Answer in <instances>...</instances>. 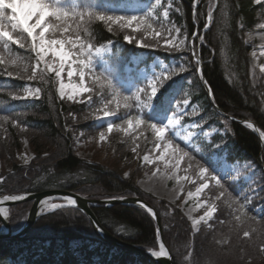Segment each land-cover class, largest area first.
<instances>
[{
  "label": "trees",
  "instance_id": "16d2710c",
  "mask_svg": "<svg viewBox=\"0 0 264 264\" xmlns=\"http://www.w3.org/2000/svg\"><path fill=\"white\" fill-rule=\"evenodd\" d=\"M128 1L75 0L80 5H94L97 13L110 16L140 17L148 13L143 8L130 11ZM168 2L172 7L168 8L169 16L165 18L163 9ZM161 5L152 13L150 22L163 36H176L178 44L184 41L177 51L169 52L162 46V40L133 31L135 25L133 28L113 25L109 32L104 22L93 20L87 26L88 31L80 33L83 42L94 45L93 51L111 42V49L104 56L93 53V71L86 72L91 103L60 97L58 81L52 73L37 69L35 79L30 80L36 57L27 47L10 45L4 49L0 46V57L4 60L0 63V157L11 163L10 169L0 170L4 178L0 181V196L54 188L73 190L91 198L139 196L160 215L173 264H264V253L259 251L264 244V143L255 130L221 113L250 120L264 132V54L258 60L254 54L257 42L254 35L264 33V0H199L195 15L193 0H163ZM209 10L212 21L205 28ZM173 26L179 27L180 33L168 31ZM196 32L193 47L191 39ZM124 35L133 36L148 46L129 43L123 39ZM194 50L202 60L201 74ZM157 56L165 61L166 68L161 70L157 64L160 73L156 76L167 71L172 77L165 81L168 92L164 99H170L171 105L163 115H169L178 103L185 107L183 124L194 121L200 130L190 142L170 137L196 162L189 168L196 182L187 184L184 193L202 182L197 164L209 169V175L222 177L221 183L228 189V196L216 200L220 188L209 180V188L202 197L215 204L216 212L198 230L178 204L140 187L137 182V175L143 169L140 163L132 160L124 163L123 168L87 160L76 150L78 140L105 128L93 116L103 105L108 104L109 110L118 115L114 121L116 131L130 118L135 120L141 112L148 111L143 107L148 102L146 93H141L140 107L134 100L125 101L123 97L132 96L137 88L150 92L146 78L137 71L140 67H149ZM8 72L12 73L11 77ZM101 74H110L118 96L112 89L101 87L103 79L95 82V77ZM27 86L39 87V97L20 98ZM185 99L189 101L187 105L183 104ZM125 103L130 107L125 108ZM210 131L213 135L206 138L205 134ZM138 133L141 152L152 150L157 139L151 129L141 126ZM23 137L28 138L34 152L33 159L26 164L18 163L16 156L23 146ZM122 137L124 143L132 145L131 133ZM221 156L228 162L252 163L256 168L253 181L232 180L218 171L220 161L215 157ZM183 161L188 167L187 157ZM127 169L130 172L125 176ZM244 195L249 197L247 203L241 199ZM236 200L245 205L243 209L232 203ZM30 207L29 201L11 206L10 222L14 231L24 225ZM94 211L117 237L145 249L158 248V228L145 209L136 205H99ZM245 231L251 233L250 237L243 236ZM0 264L157 263L105 242L97 236L85 213L75 207H63L41 216L25 236L1 239Z\"/></svg>",
  "mask_w": 264,
  "mask_h": 264
},
{
  "label": "snow or ice",
  "instance_id": "6c2138e0",
  "mask_svg": "<svg viewBox=\"0 0 264 264\" xmlns=\"http://www.w3.org/2000/svg\"><path fill=\"white\" fill-rule=\"evenodd\" d=\"M259 2V0H257ZM155 5H160V0H155ZM155 5L150 6L149 12L145 16H110L104 13H97L95 11V6L90 4H77L75 0H72L70 3L69 0H0V46L4 49H8L10 45H15L20 49H27L35 54L36 65L32 68V75L29 77L30 80L35 79L37 69L40 66V63H44L45 69L55 73L57 78L61 77V74L65 70V65H67L69 71L67 75L72 77L74 72L79 75L81 81L84 80L86 72L91 73L92 68V56L94 45L85 43L81 40L80 33L87 32V26L93 21L98 20L104 22L108 26V31L113 30V25H118L120 28H133V31H140L146 35H150L158 40L163 41V47L169 52L177 51L180 49V46L184 44V41L181 40L179 44L174 43L175 37L168 36L165 37L162 35L161 31H157L153 28V23L150 21L153 19L151 8ZM162 6V5H161ZM197 6V0H193V14L195 15V9ZM83 8V10H80ZM11 12V15L7 13ZM163 16L167 18L169 16V10L165 9ZM212 21V11L208 12V22L205 24V28L209 27L210 22ZM159 22V21H157ZM168 31H175L180 33L181 29L179 27L173 26L172 29ZM62 36L64 38H57ZM123 39L129 43H136L141 47H147L148 45L144 44L142 41L136 40L133 36L124 35ZM203 40V37H200ZM111 43V42H109ZM66 45L70 47L65 48ZM104 47H96L95 54H100L104 51ZM193 55L197 54L193 52ZM51 57V63L46 57ZM0 63H4L2 57H0ZM16 63V61H12ZM199 63V60H197ZM75 65V68H73ZM27 70V69H25ZM107 71V70H105ZM9 77L12 76L11 72H8ZM103 79L104 83L101 84V87L105 86L116 94L119 95L118 89H116L113 84V80L110 76H104L103 74L95 77V82H100ZM172 77L165 71L160 76H155V78H148V87H150V92H146L145 88H137L132 96H124L125 101L134 100L137 107L141 105V93H146L148 97V102L143 104L145 109L148 111L141 112L140 115L135 117V121L130 118L127 123L128 127L121 129L122 131L127 132L130 128L135 129L143 126L144 128H150L154 133L158 143L156 144V149L160 150L159 155L156 157V161L150 159L148 155L143 157V160L148 164L164 162L167 166L168 164H173V167L176 169L180 168V161L184 160L187 157L188 168H193L196 164L194 157H192L189 152L185 151L184 148L180 147V144H174L172 139L168 138V133L172 132L176 126L181 124V117L185 115L183 110L176 112L172 111L171 115H163V112L168 110L167 106L171 105V100L165 101L164 97L168 92V88H165V81L171 80ZM64 88L63 83L61 84V90ZM163 89V91H162ZM40 89L37 88L35 92L29 91L27 98H38ZM83 92H91V89L84 87ZM61 96H63V91H61ZM75 92L70 95L68 98L73 99ZM114 96V99L116 98ZM155 101L151 103L150 101ZM88 102L91 103V96L88 98ZM111 103V101H109ZM189 101L185 99L183 101L184 105H187ZM117 108L120 107L119 101L117 100ZM125 108L130 107L128 103L124 104ZM177 108H180L181 105L177 104ZM159 108L160 111H156ZM114 115V113L104 112V116L108 117ZM147 117L145 119L144 117ZM157 117H160L157 119ZM4 119H7L5 117ZM156 120V122H152ZM166 121V122H165ZM113 124L108 123L107 130L109 133L113 131ZM105 134L100 133V140H105ZM135 152V149H133ZM27 163V161H25ZM199 167L200 186L196 189L197 193H200L204 189L209 188V180L215 182V185L220 188L219 195L216 197V200H220L222 197L228 196V189L224 187V184L221 183L222 177L218 175H209V169L202 166L196 165ZM127 176V173H125ZM4 178L0 176V181ZM187 179V177H185ZM189 196L193 194L188 193ZM5 199H9L5 197ZM12 200H15L16 197H11ZM67 200V205L63 204H54L52 209L61 208L65 206H75L77 201L71 196L64 198ZM246 203L249 200L248 195L241 197ZM225 202H228L227 200ZM44 203V202H42ZM232 203L239 204V200L232 201ZM208 210L205 211L204 215L200 218L201 221L207 222L208 219L212 218L213 213L216 212V206L207 205ZM142 207H147L146 205L141 204ZM244 204H239L240 209L244 208ZM147 211L155 216V213L151 208H147ZM3 218H7L8 212L0 209ZM159 234V233H158ZM251 233L245 231L243 236L245 238L250 237ZM161 247H163L161 245ZM259 251L264 253V244L260 245ZM157 256L167 255L165 252L161 251L155 253Z\"/></svg>",
  "mask_w": 264,
  "mask_h": 264
},
{
  "label": "rangeland",
  "instance_id": "374dc122",
  "mask_svg": "<svg viewBox=\"0 0 264 264\" xmlns=\"http://www.w3.org/2000/svg\"><path fill=\"white\" fill-rule=\"evenodd\" d=\"M7 14L11 15L10 10ZM254 36L257 37L254 54L256 59L258 60L260 56L264 54V33L258 32ZM254 36L252 38H254ZM174 43H176V37ZM176 44H178V42ZM104 49L105 50L100 54L97 55L95 54V52L94 54L97 56H102L110 49V46H106L104 47ZM46 59H48L50 63L52 62L50 56L46 57ZM156 62L162 64V68L165 67L163 61L157 58V60L151 64L150 70H141L142 75L146 76L147 79L153 78L152 74L157 71V69L155 68ZM73 68H75V65H73ZM38 69L46 73L55 74L54 72L45 69L43 62L40 63ZM68 71L69 69L67 65H65V70L61 74V77L57 78L55 76L58 81L59 95L61 96V91H63V96L61 97L69 99L68 97L72 95L73 92H75V96L73 97V99L69 100L77 102L83 100L88 101V96L90 94L87 95L88 92H83L84 87L90 89V87H88L87 85V80L84 78V80L81 81L79 75L76 74V72H74L72 77H69L67 75ZM62 83L64 85V88L61 90ZM36 89V87L28 86L23 97L27 98L28 92H35ZM108 106V104L103 105L102 107L98 108L93 115L96 123L100 126L104 125L105 128L95 132L93 135L91 134L84 139L78 140L76 142L77 154L87 160H95L101 163H110L111 165H119L123 168L124 163H131L132 160H134L135 164L140 163V166L143 167V169H140L141 173H138L137 175V182L140 187L154 195L166 198L173 203L178 204L192 221L193 226L196 230L199 229L202 223H208L211 218L208 219L207 222L200 220L205 211L208 210L205 202H207V205H213L211 202H208L202 197L206 189L202 190L200 193H197L196 189L200 186L199 184L198 186H195L194 188L187 190L184 193L185 186L187 184L196 182V179L190 174L189 168L183 165L184 161H180L179 169L174 168L173 164H168L166 166L162 161L153 164H148L147 162H145L143 160V157L145 155H148L150 159L156 161V157L159 155L160 150L156 149L155 145L152 150L146 149L141 152L143 147L141 146L140 148L141 144L138 142V140L141 138L138 133V130L141 129V126L135 129L130 128L127 132H125L121 129L128 127V123L126 122L125 125L119 126L118 131H116L114 121L116 120L118 115L114 112H111ZM181 110L185 112V107H175L176 112H179ZM105 111L114 113V115L105 117ZM134 121L135 120H133V122ZM108 123H112L114 126L111 133H109L107 130ZM101 132H103L106 137L103 141L100 140ZM199 132L200 130L198 129V126L194 121L183 124L181 117V124L176 126L174 134L170 132L167 135L169 139H171L170 137H172L175 140L190 142L194 136L198 135ZM128 133L132 134V145L124 143V139L122 136L127 135ZM212 134V132H207L205 134V137L209 138ZM22 142L23 146L21 150L17 152L16 156L18 163L26 164L25 161L29 163L33 159L34 152L28 142L27 137H23ZM157 143L158 141L156 142V144ZM133 149H135V152L133 151ZM4 167L6 169H10L11 163L10 161L4 160L0 157V170ZM217 169L221 171V173L232 177L236 181L245 180L252 182L256 175L255 166L247 161L231 163L222 159V162L217 165ZM129 172V169L125 171L127 175ZM185 177H187V179H185ZM189 192H191L193 195L189 196Z\"/></svg>",
  "mask_w": 264,
  "mask_h": 264
},
{
  "label": "water",
  "instance_id": "95a60500",
  "mask_svg": "<svg viewBox=\"0 0 264 264\" xmlns=\"http://www.w3.org/2000/svg\"><path fill=\"white\" fill-rule=\"evenodd\" d=\"M234 120H238L241 123L249 124L251 125L255 130H257L258 134V127L249 121L236 119L234 117H231L229 115H226ZM71 196L72 198L76 199L77 203L74 207L79 208L81 211H83L91 220L92 225L95 229V232L97 235L104 241L114 244L116 246H119L121 248H124L126 250L136 252L143 254L145 256H148L152 258L155 262L158 264H173V259L171 252L165 242L164 235H163V229H162V223L160 216L156 209L146 200L139 196H133V197H111V198H90L83 196L79 194L78 192H74L72 190L67 189H51V190H45L41 192H29V193H22V194H14V195H4L0 197V200L8 197L9 199H5L4 206L7 207V209L10 208V206L21 203V202H27L32 201L31 208L28 213L27 220L24 224V226L18 230L17 232H13L11 228V223L9 216L7 218H3L2 213H0V218L3 222L2 230H0V239L8 238V237H20L27 233V231L35 224V222L40 218L42 215L54 211L56 209H52V205L54 204H63L67 205V200L64 199L66 197ZM11 197H16L15 200H12ZM53 199H64L61 202H50V200ZM44 202V203H42ZM141 204L146 205L147 207H142ZM98 205H105V206H113V205H136L144 208L147 211V208H151L153 212L155 213V216L153 218L155 219L158 231L160 234V249L159 250H147L144 248H141L133 243L127 242L116 235L112 234L109 230H107L102 223L100 222L99 218L97 217L96 213L93 210L94 206ZM47 208H49L47 210ZM161 245L163 247H161ZM165 252L167 255L157 256L155 253L159 252Z\"/></svg>",
  "mask_w": 264,
  "mask_h": 264
},
{
  "label": "bare ground",
  "instance_id": "6f19581e",
  "mask_svg": "<svg viewBox=\"0 0 264 264\" xmlns=\"http://www.w3.org/2000/svg\"><path fill=\"white\" fill-rule=\"evenodd\" d=\"M4 201H2V204H0V209H3V210H7V207L6 206H4V203H3Z\"/></svg>",
  "mask_w": 264,
  "mask_h": 264
}]
</instances>
